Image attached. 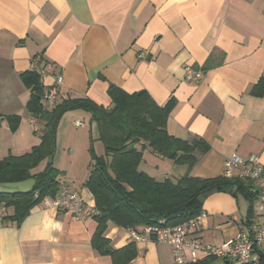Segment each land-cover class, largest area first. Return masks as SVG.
I'll list each match as a JSON object with an SVG mask.
<instances>
[{
  "label": "crops",
  "instance_id": "1",
  "mask_svg": "<svg viewBox=\"0 0 264 264\" xmlns=\"http://www.w3.org/2000/svg\"><path fill=\"white\" fill-rule=\"evenodd\" d=\"M37 57L64 77L61 86L53 77L43 78L58 103L88 98L109 107L110 85L129 94L145 91L161 107L173 100L168 133L202 139L209 151L199 154L192 169L144 151L140 170L158 181L224 176V162L232 155H256L264 167V89L254 93L264 79V0H0V116L21 118L15 131L6 120L0 125V161L41 144L44 125L27 110L31 90L22 80ZM187 66L203 78L186 81ZM81 120L93 133L96 125L84 110L69 111L58 125L63 152L55 167L57 196L64 187L77 192L90 212L76 219L41 203L18 224L3 219L13 216V209L0 208V264H114L93 247L95 202L84 187L92 159L85 152L77 158L76 152L80 137L88 144ZM89 138L96 154L104 156L98 136ZM33 186L34 180L0 184V192H28ZM251 210L241 194L213 193L205 198L206 218L191 237L221 246L247 231ZM105 230L111 250L135 245L129 264H173L169 246L135 241L131 230L112 223ZM198 260L226 264L203 253Z\"/></svg>",
  "mask_w": 264,
  "mask_h": 264
},
{
  "label": "trees",
  "instance_id": "2",
  "mask_svg": "<svg viewBox=\"0 0 264 264\" xmlns=\"http://www.w3.org/2000/svg\"><path fill=\"white\" fill-rule=\"evenodd\" d=\"M33 61L44 63L39 57ZM22 80L31 90L27 110L34 118L40 119L44 127L40 132L39 146L24 155H9L0 161V184L34 180V186L28 192H0V208L14 210L13 216L3 219L20 224L44 198L57 196L60 182L51 158L56 148L58 125L64 115L73 110H84L91 115L98 141L104 146L105 154L100 157L94 150L92 138L91 172L84 187L91 192L95 202L94 218L98 228L93 247L102 254L110 255L114 264H129L136 256V249L131 243L121 250H111L109 241L104 237L109 223L139 233L145 227L160 222H164V227H177L200 215L205 198L220 192L243 195L252 209L257 194L238 178L219 176L204 180L185 175L176 182L170 179L158 181L140 170L146 150L189 169L197 164L199 154L209 151L208 144L202 139L182 140L168 133L173 100L161 107L145 91L129 94L110 85L109 107L98 105L88 98L67 99L59 103L57 100L56 105L48 106L43 100L44 91L54 90L45 87L39 71L24 73ZM259 87L264 89V79L255 86L256 95L262 90ZM20 119L19 116H0V125L6 120L15 131ZM46 159L50 162L45 170L33 175L32 170ZM249 218H252V212ZM260 263L264 264V255Z\"/></svg>",
  "mask_w": 264,
  "mask_h": 264
},
{
  "label": "built area",
  "instance_id": "3",
  "mask_svg": "<svg viewBox=\"0 0 264 264\" xmlns=\"http://www.w3.org/2000/svg\"><path fill=\"white\" fill-rule=\"evenodd\" d=\"M32 70H38L42 78L53 77L55 86L64 83V77L55 74L54 69L38 61L32 63ZM185 79L188 82L199 81L203 78L201 71H195L192 67L185 68ZM44 102L48 106H54L58 97L54 91H44ZM80 126L81 122H77ZM39 131V128H36ZM224 176L227 178L243 179L251 184V190L257 194L252 203L253 216L248 223V229L233 240L220 245H205L199 239L191 235L198 230L206 213L177 227H164V222L147 226L142 233L131 231L135 241L153 240L159 244L169 246L173 254V264H197L198 254L203 253L208 257L223 260L227 264H261V256L264 255V167L259 157L251 155L243 158L232 155L224 162ZM42 204L58 211L69 212L73 218L80 219L90 212L86 202L77 192H70L62 188L59 196L51 200L44 198ZM260 218L263 220L260 221Z\"/></svg>",
  "mask_w": 264,
  "mask_h": 264
},
{
  "label": "rangeland",
  "instance_id": "4",
  "mask_svg": "<svg viewBox=\"0 0 264 264\" xmlns=\"http://www.w3.org/2000/svg\"><path fill=\"white\" fill-rule=\"evenodd\" d=\"M81 121L86 123V125H87V129H86L87 137L86 138H88V144H87V146L86 145L84 146V144H82L83 139L80 137V139H79L80 143L78 144L77 151H76L77 152V158L80 157V159L84 157V152H85V157H86V154H88V157H90V152L88 151L89 147H90V142H91V140L89 138L90 135L92 136V134H93V136H95V137L98 136L96 127H94L93 133H92L91 132V125H88L89 122L84 121V120H81ZM62 152H63V146L61 143H59V145H58V139H57L56 140V152L54 154V161H53V164L56 163L55 167H57L58 158ZM246 204H247V202H246Z\"/></svg>",
  "mask_w": 264,
  "mask_h": 264
},
{
  "label": "water",
  "instance_id": "5",
  "mask_svg": "<svg viewBox=\"0 0 264 264\" xmlns=\"http://www.w3.org/2000/svg\"><path fill=\"white\" fill-rule=\"evenodd\" d=\"M55 152H56V148H55ZM55 152H54V154H55ZM54 154H53V156H52V158H51V162H52V164H53V161H54ZM54 165V164H53Z\"/></svg>",
  "mask_w": 264,
  "mask_h": 264
}]
</instances>
